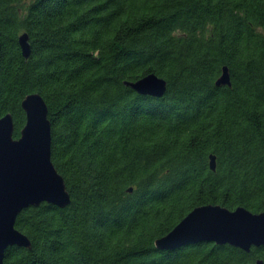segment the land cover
I'll return each instance as SVG.
<instances>
[{
	"label": "trees",
	"instance_id": "1",
	"mask_svg": "<svg viewBox=\"0 0 264 264\" xmlns=\"http://www.w3.org/2000/svg\"><path fill=\"white\" fill-rule=\"evenodd\" d=\"M224 66L231 86L216 84ZM149 74L162 96L125 84ZM32 93L71 202L23 209L32 247L9 246L4 264L264 261V245L156 246L197 206L264 210V0H0V116L15 138Z\"/></svg>",
	"mask_w": 264,
	"mask_h": 264
},
{
	"label": "water",
	"instance_id": "2",
	"mask_svg": "<svg viewBox=\"0 0 264 264\" xmlns=\"http://www.w3.org/2000/svg\"><path fill=\"white\" fill-rule=\"evenodd\" d=\"M22 53L32 52L28 33L19 37ZM141 94L162 96L167 82L155 74L137 81H125ZM216 84L231 86V73L224 66ZM26 123L19 138L14 137L13 115L0 116V264H4L9 246L31 248V240L16 228L19 213L32 205L48 202L59 207L70 204L71 198L63 176L52 161V125L49 108L39 93L27 95L22 101ZM210 168L216 169V155H210ZM132 191V187L129 189ZM213 241L229 243L250 251L264 245V210L254 213L239 206L234 210L221 205L206 204L191 210L168 234L156 240L161 249L183 244ZM249 264H264L257 259Z\"/></svg>",
	"mask_w": 264,
	"mask_h": 264
}]
</instances>
